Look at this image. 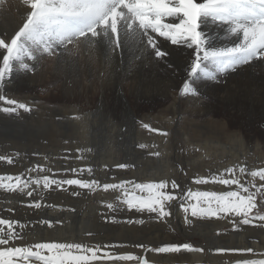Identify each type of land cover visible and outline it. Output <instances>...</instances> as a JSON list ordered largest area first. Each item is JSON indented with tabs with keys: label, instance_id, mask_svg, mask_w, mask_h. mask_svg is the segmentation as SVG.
Returning <instances> with one entry per match:
<instances>
[{
	"label": "snow or ice",
	"instance_id": "obj_1",
	"mask_svg": "<svg viewBox=\"0 0 264 264\" xmlns=\"http://www.w3.org/2000/svg\"><path fill=\"white\" fill-rule=\"evenodd\" d=\"M4 2L0 0V5ZM23 3L30 11L22 26L10 36L0 35V112L8 116L32 111L28 103L5 93L16 73L35 72V63L45 54H72L69 45L77 51L81 45L99 50L109 62L127 49L133 52V63L163 62L169 68L173 67L169 57L179 49L191 50L184 64L185 78L179 88L181 97L206 98L199 87L200 81L219 82L243 66L264 65V0H23ZM207 23L226 27L227 33L235 37L232 46L217 47L211 38H206L202 26ZM143 127L159 131L146 123ZM161 135L166 137L168 133ZM139 147L143 149L146 145ZM151 155L159 157L161 153L154 151ZM0 160L14 163L8 156L0 155ZM116 167L129 169L134 165L118 163ZM69 171L75 178L67 176ZM93 171L92 167L70 168L64 170L61 178H55L50 175L51 168L36 164L20 174L0 175V189L33 198L28 206L39 210L44 205L34 197L38 190L65 185L89 191L102 188L106 192L119 193L118 203L106 204L112 212L126 207L129 211L146 212L160 221H168L173 215V205L178 203L187 224L192 222L190 216L214 217L230 220L237 230L246 225L264 230V167L249 170L237 164L222 172L193 178L197 186H225V190L220 191L200 190L199 187L194 190L167 178L104 183L96 178H81L85 172L93 177ZM72 194L78 196L80 193L73 190ZM112 222H117L114 217ZM40 223L52 227L60 221L45 219ZM127 223L142 225L144 220L129 219ZM26 227L20 220L0 218V264H149L141 255L118 254L116 246L111 244L57 240L29 243L26 242L29 234L25 233ZM136 247L161 254L202 253L205 250L189 242H168L158 247L140 243ZM216 251L250 253L257 257L240 259L235 264H264V252L258 253L252 247Z\"/></svg>",
	"mask_w": 264,
	"mask_h": 264
},
{
	"label": "bare ground",
	"instance_id": "obj_2",
	"mask_svg": "<svg viewBox=\"0 0 264 264\" xmlns=\"http://www.w3.org/2000/svg\"><path fill=\"white\" fill-rule=\"evenodd\" d=\"M28 11H30V9L23 3V0H5L4 4L0 5V35L7 34L10 36L14 34V32L17 31L20 26H22L24 22V18ZM202 30L204 33H206V38H211L213 44L217 47H230L232 46L233 42H235V37H232L227 33L226 27H220L212 23H207L202 26ZM68 47L69 49H72V54L65 52L63 55L56 56L53 61L50 60L51 62H48L46 58L42 56V58L35 63V72L32 73V76L33 75L36 76V80L33 83L27 82L28 87H31L32 84L41 83V82L44 84L51 83L49 85L58 83L56 86H54L55 88L53 87V90L55 91L60 90L59 92H61L60 96L62 102L70 103L72 101L71 99H77V101L78 100L83 101V105L81 106H84L82 107L84 109H90L89 108L90 102L88 101V99L97 97L95 110L93 112L97 113L100 117H102L103 113L109 114L108 115L109 117L105 121V124H107L108 128H113L114 126H116V124H114V120H117L121 116H123L124 118H131L130 120L133 126V122H136L137 117L142 113L141 111L144 110L145 106L147 108L149 107V105L154 103L155 105L159 104L157 105V107L160 108L156 112V118H155L159 120L158 122H160L165 118L163 116L164 112L162 113V111L169 110L170 113L173 114L175 110L177 111V109L180 107L182 102L185 106H188L189 109H192L191 112L198 113L199 115L197 116H200L201 118L207 117L208 115L210 117V115H212L217 110V107H219V109L222 111L221 113H223L222 119L219 121L221 127L218 124L217 126L215 125V127L218 128H215L216 130L214 134L215 135L224 134L225 135L224 138L226 140L225 144L219 142V138H220L218 137L219 135L218 136L204 135V133H200V132L194 134L191 133L192 135L188 133L186 134L187 136L185 137L186 138L185 148L189 149L194 147L195 149L196 148L200 149V150L198 149L199 150L198 153L200 152V154H197L196 160L193 158L196 154L195 155L192 154L193 157H191V155L186 157L187 160L189 159V161L185 163L187 164V169H188L187 174L190 180V185H189L190 188H193L195 190L197 187H199L200 190H208V191L225 190V186L222 185L197 186L194 184L193 178L198 175H210L213 173L222 172L228 166L230 167L237 164L245 166L246 163L244 158H247L248 159L247 161L251 163L250 167H248L247 165L249 170H255L258 168L257 166L254 165L252 159L247 157V148L248 146H251L253 141H255L254 139L256 136L253 135L243 136L242 135L243 133L241 132L242 130H239L238 133L235 135L234 134L228 135L229 132L227 134L224 133L223 128H228L229 125L228 120L224 119L227 116L233 117L234 119L237 118L244 119L245 122H248V124L249 122L251 123V121L253 123L255 117L262 119V121L264 120V65H260L259 63H257L255 67L247 66V65L243 66L242 69H238L236 72L231 73L226 77H224L223 79H221V81H224V83L226 84L224 87H214L210 81H206V80L200 81L199 87L202 90L204 96L212 97V99L210 98L212 102L213 100L216 101L214 104L209 106L208 102H204L203 99L201 98L192 97V96L181 97L179 94V88L182 86V81L185 78L184 64L188 57V53L191 50L179 49L173 56L169 57L168 58L169 62L173 64V67L169 68L163 62L156 64L155 61L150 62L146 60L144 63H140L139 61L133 63V52L127 49L123 50L121 55L114 57L113 60L109 62L108 60L105 59L104 55L99 50L86 49L83 45L80 46L78 51L73 49L72 45H69ZM253 68H255V71H253ZM17 73L21 75L23 74L22 72H17ZM12 81L13 80H11L8 84H11ZM243 94L245 95L241 96ZM45 106H47V104ZM64 106L61 107V112L68 114V110H66L67 107ZM74 111H76V108ZM153 111L155 112V109H152V112ZM244 111L246 112V114L243 113ZM90 112L91 111H89V113H86L83 119L77 120L83 130L82 134L80 133L79 134L82 138L81 142L84 144H86V141L89 138L88 131L90 129L93 130V127L95 126V124L91 123L92 114H90ZM246 116L248 118H246ZM72 121L73 120H70L69 123H71ZM170 124L171 123L168 122L167 125L162 127L170 128ZM207 125L210 126V124ZM113 130H115V128H113ZM135 137L137 138V140H143L144 141L143 144L146 145V147L143 149L141 148L137 149L136 146L133 145L134 146L133 147L130 146L131 144H128L127 150H129V152H131V150H134L133 152L136 154L139 153V151H147L150 154L153 152L152 151L153 148L150 147V141L147 140L148 141L147 142L144 140L147 139L148 137L146 138V136H141L140 133H138ZM164 137L165 136L159 134V137L157 138L158 141L156 142H158L160 145L159 152H161L162 150L164 152L163 154H161L159 160H157V165H158L157 171L155 173L150 174L148 176L149 178L146 177L145 179V177L143 176L144 179L147 180V182L152 180L164 179V178H167L169 180L171 179L176 180L177 178L176 171L170 169V166H172L173 164L169 163L171 162V160L167 157V152H168L167 146H169L168 145L169 140L167 138L165 142ZM197 141H201L202 143L200 144V142ZM133 142L135 143L136 139L133 140ZM108 144L111 153V156L109 157V162L112 164H117L118 160L115 158V154L117 153V150L114 147V143L109 140ZM86 146H88L87 147L88 151L93 152L92 148L89 147V144H86ZM26 148L27 147H24V150ZM253 149L255 153V151L261 149V147L258 144L255 145V148ZM190 151L191 149L189 150V152ZM3 154L6 153L4 152ZM11 157L14 159L13 164H8L6 161L0 160L1 169L8 170L10 168L16 170L17 158H15V155H11ZM87 158L90 161H92L90 157ZM145 158L148 161L155 160V156L154 157L147 156ZM259 158L261 160L260 156ZM176 159L178 162H180L179 161L180 159H178L177 157L175 158V160ZM43 160L44 158L42 157L41 165H44ZM78 164L81 168L92 167L93 170H95L96 168V172L97 170L99 171V173L98 172L95 173L93 171V173H95V176L93 177H89L86 173L85 179H89V178L98 179L100 175H105L107 172V170L104 168L108 164L106 162H103V165L100 167L97 166L94 167L93 164L89 163L88 161H85V163H81L79 161ZM13 172H17V171H13ZM71 187L76 188V186H71ZM73 190L67 191L66 193H63L61 195V210L59 211L58 210L60 209L59 206L57 210L56 209L52 210V208L50 209V205L47 202L48 200L45 199L48 194L41 193V191L39 190L38 192L34 193V197L35 199L39 200L44 206L41 209L37 210L28 206L33 198L12 192H10L11 195H7L5 193H2L5 190L0 189V193H1L0 195H4V194L6 195L5 197H3V200H1L0 202V212L8 214L9 213L8 209H12L14 213L19 214L20 212L19 215L25 214L26 216H28V218L30 217L29 216L30 213H33V215L36 216V218H42L43 220L45 219L59 220V218H61V222H60L61 224L59 225L54 224L52 227H49L48 225L42 224L44 229L48 228V231H44L42 233L34 232L32 238L30 236L26 237V242L29 243L38 242L42 234L44 240L47 239L49 240L54 236V237H61V241H67V242L76 241V242L95 244L94 243L95 231L93 230L96 229L100 230L101 228L100 223H103L104 219L106 218V216L100 214L102 213V206H100V208H90V207L85 208V210L79 212L80 214L71 210H66L65 208H69V207L74 208L75 206L78 207L79 204L83 203V202L78 203L79 199H74L72 195L71 196L69 195V193L72 194ZM97 190H99L97 192L101 194L104 193L103 191H100V189ZM75 191H78L79 193L80 191L84 192L83 189H79ZM78 196H82L81 200L84 199L83 197H85L86 200L92 199V193H87V195L85 196V192H84V194L80 193ZM174 209L176 210L174 211ZM96 210H100L101 212L99 213ZM171 211L173 215L174 214L176 215L179 229L182 230V233L186 238H190V240L200 239L201 241L206 242L205 247L208 250L207 256L210 258L211 261L210 264H216V262L218 264H235V262L240 259L257 258V257H253L252 254L250 253H243V252L229 251L226 253H220L216 251L219 248L244 249V248L252 247L256 249L258 253L264 252V230L259 231L257 229L255 230L256 235L247 237V235L251 232L241 227L240 228L241 230L239 229L238 231L231 232L230 234H225L221 236H215V235L212 236V233H214L216 229H220L223 226H228L232 224V222L228 219H217L214 217L210 219H202V218H196L190 216L189 219L192 222L191 224H187L184 221L185 214L183 213L182 209L179 207L178 203H175L173 205ZM173 215L169 217L168 221H160L158 219L156 220L155 218L156 220L155 229L157 230L154 231H156L155 233H157L159 237H156V235H152V233H148L149 235L148 237H146L144 234L141 233L138 235H134L133 238H129L128 236H126L123 238V241L128 243V245H121V248H117V249H121L123 252L133 250L134 248L131 249L134 246L133 242H136L133 240L137 239L138 237L143 241L147 242V244H154L156 242H160L159 238L164 240L170 239L171 236L170 230L174 226ZM0 218L2 217L0 216ZM98 220L100 223L98 222ZM106 223L108 224V222ZM203 223H205V225L207 226H204ZM119 225H122V223ZM130 228L131 227H129V229ZM51 229H53L54 232ZM109 229L107 231H109ZM165 231L168 232L165 233ZM88 233H92V235H88ZM163 233H165L166 238L163 237L162 235ZM118 234L121 235L120 233ZM116 239L120 240L118 237H116ZM251 239H255L256 241H258V243H256V241L255 242L251 241ZM214 243L219 244L220 246L218 248L214 247L215 249L211 248L210 246L214 245ZM153 255L154 254L149 255L151 259L159 260V261L163 260L167 264H207L205 263L206 255L204 252L202 253L186 252V254L179 253L177 256L176 255L153 256ZM129 264H134V262H129Z\"/></svg>",
	"mask_w": 264,
	"mask_h": 264
},
{
	"label": "rangeland",
	"instance_id": "obj_3",
	"mask_svg": "<svg viewBox=\"0 0 264 264\" xmlns=\"http://www.w3.org/2000/svg\"><path fill=\"white\" fill-rule=\"evenodd\" d=\"M44 57L46 58V60L48 62H51L55 59L56 56H49V55L45 54ZM253 71H255V68H253ZM59 72H57V73H59ZM32 73L33 72L23 73L22 75L19 73H16V75L12 79L13 80L12 83L8 84L6 89H5V93L9 97L15 98L19 101L26 102L30 105L33 104V105H31L33 112L31 111V112L25 113V112L21 111L19 116H15V115L8 116L7 114L0 112V154L3 156H8V157L9 156L11 157V155H15V158H17L16 170L10 169V168L8 170L0 168V175L20 174V173L24 172L26 169H28V168L36 165V164H41L42 157H43L44 158V160H43L44 166L52 169V172L50 173V175H54L55 178H61V176H63L65 174L64 173L65 169H70V168L81 169V167L78 164L79 161L81 163H85V161H88L89 163L93 164L94 167L102 166L103 162L108 163L106 165L107 167L106 166L104 167L107 170L106 174L100 175L99 176L100 178L98 177V180H100L101 183L118 182L121 179H131V180H135L137 182H141V181L147 182V180H145L146 177L149 178L148 176L150 174L155 173L157 171V168H158L157 160H159L161 155L159 157L155 156V160H153V161H148L145 157H147V156L154 157V156L151 155L150 153H148L147 151H139V153H137V154L133 152L134 150H131V152H129V150H127V148H128L127 145L131 144L130 146L134 145L137 147V149L140 148L139 145L143 144L144 141L143 140H137V138L135 137L138 133H140L141 136H146V138L148 137L147 139H144V140L150 141V147L154 149V150L152 149L153 152L159 151L160 145L158 142H156V141H158L157 138L159 137V134L161 135L162 132H167L168 135L166 137H164V141L166 142L167 138L169 140V144H168L169 146H167V145L166 146H167V151H168L167 157L171 160V162H169V163L173 164L172 166H170V169L176 171V174H177L176 180L182 186L190 187L189 186L190 180L188 178V174H187L188 169H187V164H186L187 161H189V159L187 160L186 157L189 155H191V157H193L192 154H194V155L196 154L195 155L196 157L195 156L193 157L196 160L197 154H200V152L198 153V151L200 149L199 148L195 149L194 147H192L194 149H192V148L186 149L185 148L186 147V138L185 137L187 136L186 134L187 133L188 134H191V133L194 134V133L200 132V133H204V135H213V136L219 135L218 136V137H220L219 142L222 144L226 143V140L224 138V136H225L224 134H217V135L214 134V132L216 130L215 128H218V127H215V125L216 126H217V124L220 125L219 121L222 119V114H223V113H221L222 111L219 109V107H217V110L212 115H210V117L208 115L207 117L201 118L200 116H197V115H199L198 113L191 112L192 109H189V107L185 106L182 102L180 107L177 109V111L175 110L176 113L174 111L173 114H171L169 110L162 111V113L164 112L163 116L165 118L163 120H161L160 122H158L159 120H157L155 118H156V112L160 108L157 107V105H159V104L155 105V103H154V104L149 105V107H147V108L145 106L144 110L148 111L149 114H148V112H146L144 110H143L144 112L141 111L142 113L137 117L136 122H133V126L131 124V120H130L131 118H124L123 116H121L117 120H114V124H116L117 127L114 126L113 128H115V130H113V128H108L107 124H105V121L109 117L108 113H103L102 117H100L97 113L93 112L95 110L97 97L88 99V101L90 102L89 103L90 109L82 108V107H84V106H81V105H83V101L78 100L79 101L78 102L77 99H71L72 101L70 103L62 102L61 96H60L61 92H59L60 90L59 91L53 90V87L56 86L58 83L53 84V85H49L51 83H45L44 84L41 82L42 84L41 83L32 84L33 85V86L31 85L32 88L28 87L29 82L33 83L36 80V76L35 75L32 76ZM29 74H30V76H29ZM231 81H233V80H231ZM25 83H27V84H25ZM211 83L214 87H224L226 85L224 83V81H221V80L219 82H211ZM223 83H224V85H223ZM36 84H37V86H36ZM45 87H47V88H45ZM17 93H18V95H17ZM245 94H243L241 96H244ZM205 97H207V98L206 99L201 98V99H203L204 102H208L209 106L216 102L215 100H213V102L211 101L212 97H208V96H205ZM27 99H29V100H27ZM73 103H74V105H73ZM46 104H47V106H45ZM63 106L67 107L66 110H68V114L61 112V107H63ZM43 107H44V109H43ZM37 108H38V111H37ZM75 108H76V111H74ZM149 108H151V109H149ZM152 109H155V112L154 111L152 112ZM89 111H91L90 114H92L91 115L92 116L91 123L95 124V126L93 127V130L90 129L92 131H90V130L88 131L89 138L86 141V144H89V147L92 148L93 152L88 151L87 150L88 146H86V144L81 142L82 138H81L80 134H82L83 130H82L81 126L79 125V122L77 121V120L83 119L85 117L86 113H89ZM188 112H190V113H188ZM243 113L246 114L245 111ZM93 114H95V115H93ZM77 116L81 117V119H76ZM246 118H248V117L246 116ZM224 119L228 120V124H229L228 128H223L224 133L227 134L229 132L228 135H231V134L235 135L238 133L239 130H242L241 132L243 133L242 134L243 136H245V135L246 136L247 135L252 136L253 135V136L258 137V138L255 137V139H254L255 141H253V143L251 144L252 147L248 146L247 157L251 158L254 165L257 166L258 168L264 167V120L262 121V119L255 117V119L253 120V123L251 121V123L249 122V124H248V122H245L244 119H239V118L234 119L233 117H230V116H227ZM70 120H73V121L71 123H69ZM111 120H112V118H111ZM168 122L171 123L170 128L168 127L169 129L166 127H162V126L167 125ZM216 122H218V123H216ZM145 123L148 124L150 126V128L159 129V131H151L149 129L144 128L143 124H145ZM207 124H210V126ZM220 127H221V125H220ZM163 129H166V130H163ZM185 131H186V133H185ZM209 132H211V133H209ZM90 135H92V136H90ZM135 139H136V142L134 143L133 140H135ZM150 139H152V140H150ZM109 140L114 143V147L117 150V153L115 154V158L118 160L117 164L118 163H128V164L134 165V167H131L129 169H119L116 167L117 164H112L109 162V157L111 156L110 149H109L110 147L108 144ZM197 142H200V144L202 143L201 141H197ZM258 144L261 147V149L255 151V153H254L253 148H255V145H258ZM24 147H27V148L24 150ZM21 149H22V151H21ZM77 149H83L84 151L78 152ZM190 149H191V151L189 152ZM185 151H187V152H185ZM4 152L6 154H3ZM163 152L164 151L162 150L160 153L163 154ZM259 156L261 157V160H260ZM38 157H39V159H38ZM65 157H67V159H65ZM77 157H83V158L78 159ZM87 157H90L92 159V161H90ZM176 157L178 159H180L179 160L180 162H178L177 159L175 160ZM244 159H245V163H246L245 166L247 167V165H248V167H250L251 163L247 161L248 160L247 158H244ZM38 160H39V162H38ZM172 161H174V162H172ZM8 166H10V165H8ZM257 167H255V168H257ZM82 168H85V167H82ZM13 171H17V172H13ZM94 172L99 173L98 170L96 172V168H95ZM95 173H93V176H95ZM137 174H139V175H137ZM85 175H86V172L84 173L83 177H81V178H85ZM67 176L69 178H75V175L73 173H71L70 171L67 173ZM143 176L145 177V179ZM257 183H260V182L257 181ZM73 189L79 190V188H73L71 186L65 185L63 188H55V186H53L52 189L43 190V191H41V193H47L48 194L45 199L48 200L47 202L51 206L50 209L52 208V210H55V209L57 210L60 207V209H58L60 211L61 210V195L63 193H66L67 191H70ZM83 191L85 192V196L87 195V193H92V199L86 200V198L83 197L84 199L81 200L82 196H74L73 194L69 193V195L70 196L72 195V197L74 199H79L78 203L79 202H83V203L79 204L78 207L75 206L74 208L69 207V208H65V209L71 210V211H74V212L80 214L79 212L80 211L82 212L83 210H85V208H88V207L100 208V206H102V213H100L101 212L100 210H96V211L99 212L100 214H102L103 216H106V218L104 219V222H103L104 225H103V223H100L98 220V222L101 224L100 230L99 229L93 230V231H95L94 232V238H95L94 243L95 244H102L104 246H107L110 244L114 245V246H116L115 250L118 254H124V253L127 254V253L131 252V254H134V255L144 256L145 258H147L149 260V264H167L163 260L159 261V260L151 259L149 256L150 254H154L153 256H173V255L177 256L178 254H161V253L145 252L144 249L142 250V248L136 247L137 244L144 243V244L148 245V247H158V246H162L164 243H168V242H178V243H184V242L192 243L193 242L192 244L195 247H203V248L206 245V242L201 241L200 239H194V240L191 239L190 240V238H186L184 236V234L182 233V230L179 229L178 220L176 218V215L174 214L173 215L174 226L170 230V232H171L170 233V235H171L170 239L164 240V239L159 238L160 242H156L154 244H147V242L143 241L142 239H140L138 237L137 239L133 240L136 242H133L134 246L131 249H133V248L134 249L123 252L121 249H117V248H121V245H128V243L123 241V238L126 236H128L129 238H133L134 235H138L141 233V234H144L146 237H148L149 236L148 233H152V235H156V237H159V235H157V233H155L156 231H154V230H157V229H155L156 228L155 221L157 219L155 220V216L154 217H153V215L150 216V214H148L146 212L138 214L135 211L127 210L125 207H121L115 212H112L109 209H107V207H106L107 203H109V202L118 203V201H116V197L119 195L118 192H113L112 190H108L106 192L102 188H100V191H103L104 192L103 194L97 192L99 190L89 192V190L83 189ZM84 192L80 191V193H83V194H84ZM2 193H5L7 195H11L10 192H6V191H4ZM5 194L0 195L1 196L0 202H1V200H3V197L6 196ZM175 210L176 209H174V211ZM8 214L1 213L0 216L2 218H12V219L17 218V220H20L22 223H25L27 225V227H26L27 229L25 228V230H26L25 233H29L27 236H30L31 238L34 235L33 234L34 232H38V233L41 232L42 233L44 231H48V228L44 229L42 223H39L43 219L42 218H36V216H34L33 213H30L29 218H28V216H26L25 214L23 215L22 213L21 214L23 216L19 215L20 212L18 214V213H14L13 211H11ZM113 217L115 218V220L117 222H115V223L112 222ZM63 219H65V218H63ZM129 219H131L133 221H136L138 219H143L144 224H142V225L137 224V223L129 224V223H127V221ZM59 221L61 222V218H59ZM75 221H77V220H75ZM106 222H108V224ZM121 223H122V225H119ZM205 223H208V222H205ZM205 223H203V225L207 226V225H205ZM59 224H61V223H59ZM118 226H119V228H118ZM128 226L131 228L129 229ZM102 227H103V229H102ZM139 227H140V229H139ZM241 227H243L245 230L251 232L247 235V237H251V236L256 235L255 230H257V229L259 231L262 230L259 227H256L255 225H246V226H241ZM108 229H109V231H107ZM132 229H134V230H132ZM51 230L53 231V229H51ZM168 231H165V233H167ZM234 231H238V230L235 228V226L232 223L228 226H223L220 229H216L214 231V233H212V236H214V235L215 236H221V235H225V234H230L231 232H234ZM118 233H120L121 235H119ZM165 233L162 234L164 238H166ZM60 234H61V232H60ZM115 236L118 237L120 240L116 239ZM261 236H263V235H261ZM176 238H177V240H176ZM41 240L42 241H48V239L44 240L42 234H41L38 242H42ZM49 240L61 241V237H54L53 236V238H51ZM251 241L255 242L256 240L251 239ZM256 243H258V241H256ZM219 246H220L219 244L214 243V245H212L210 247L215 249V248H218ZM204 249H205L204 253L206 255V262L205 263L210 264L211 263L210 258L207 256L208 250L206 247ZM182 253L186 254V252H182ZM123 264H129V262H124ZM216 264H218V263L216 262Z\"/></svg>",
	"mask_w": 264,
	"mask_h": 264
}]
</instances>
